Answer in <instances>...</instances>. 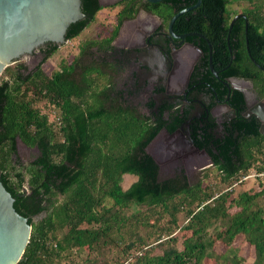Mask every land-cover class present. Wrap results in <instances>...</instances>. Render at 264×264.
Wrapping results in <instances>:
<instances>
[{"label": "trees", "instance_id": "1", "mask_svg": "<svg viewBox=\"0 0 264 264\" xmlns=\"http://www.w3.org/2000/svg\"><path fill=\"white\" fill-rule=\"evenodd\" d=\"M250 1L253 7L232 13L229 0H201L172 27L175 33H203L211 44L214 68L229 65L224 76L250 81L264 99V0ZM80 2L84 18L68 27L66 42L80 35L101 10L97 0ZM195 3L131 0L118 6L109 32L81 44L79 54L51 76L43 73L42 65L58 50L53 43L41 48V58L30 71L20 61L4 69L1 77L8 78L0 77V181L14 199V210L31 226L17 264H74L80 249L94 252L81 264H206L215 255L214 264H243L234 243L239 236L254 250L251 264H264V183L258 191L236 196L225 191L213 197L202 186L203 179L190 182L182 168L160 177L146 147L161 129L173 133L182 118L167 104L152 111V102L145 105L148 114L142 113L118 84L123 68L112 41L122 20L142 9L158 15L166 26ZM238 13L245 19L230 30L215 21L220 14L229 19ZM199 40L187 38L202 51L196 71L205 68V79L210 77L208 47ZM22 86L25 94L32 91L45 99L58 116L49 121L21 96ZM235 96L241 108L243 95ZM241 120L235 139L227 129L229 136L213 146L209 128L195 126L192 135L223 184L242 182L251 170L255 178L264 172V135L256 120ZM17 140L37 151L30 162L19 159ZM125 175L137 179L122 190ZM131 208L133 213L126 215ZM164 217L168 219L161 223ZM112 244L119 247L120 258L99 263L97 248ZM217 244L225 248L223 253H215Z\"/></svg>", "mask_w": 264, "mask_h": 264}, {"label": "flooded vegetation", "instance_id": "2", "mask_svg": "<svg viewBox=\"0 0 264 264\" xmlns=\"http://www.w3.org/2000/svg\"><path fill=\"white\" fill-rule=\"evenodd\" d=\"M97 1L98 4L108 2L119 6L131 0ZM141 13L143 17L140 18ZM236 15L243 14H233L229 19L226 14H220L215 21L219 26L226 25L230 30L237 20L245 19L244 15V18L239 17L230 28ZM172 32L176 37L171 36L168 24L165 26L158 15L142 9L131 19L122 20L112 46L117 51L115 57L123 68L118 80H121L119 87L124 90L126 98L138 104L140 111L146 114L149 112V108L145 106L148 102H152V111L155 112L164 104L171 107L182 121L169 136L174 138V141L181 140L185 145L188 140L193 142L195 126L201 129L209 128L208 132L214 136L211 140L212 146L214 141L225 140L229 136L227 129L232 131V138L235 139L238 134L237 124L242 122L241 119L247 122L256 120L259 131L260 126L264 125V99L255 91L253 84L248 80L224 76L229 65L216 69L212 64L211 70L208 64L207 72L210 77L204 79L206 69L196 71L203 56L202 51L197 44L187 41L191 36L185 35L198 34L200 37H193L199 38V42L202 40L207 45L205 35L198 31L175 33L173 27ZM181 36L185 37L180 38ZM48 46L45 44L34 51L30 60L38 56L41 58V48ZM227 46L230 49L228 42ZM78 54L79 48L74 57ZM219 92L222 96H219ZM235 92L243 95L241 108H238ZM257 115L261 116L263 121L258 120ZM207 159L210 162L209 157Z\"/></svg>", "mask_w": 264, "mask_h": 264}, {"label": "rangeland", "instance_id": "3", "mask_svg": "<svg viewBox=\"0 0 264 264\" xmlns=\"http://www.w3.org/2000/svg\"><path fill=\"white\" fill-rule=\"evenodd\" d=\"M229 1L230 3L228 9L232 13L244 11L246 8H250L255 5L252 4L253 2L250 0ZM259 2L260 0L254 1V3ZM99 5L101 6V10L97 13L94 21H92L89 26L76 38L67 41L58 47L56 53L42 65V71L46 76H51V74L58 71L62 65L68 64L76 55L77 49L81 44L109 32L115 26L116 13L119 7H115L108 2H101ZM262 8L264 10V4ZM139 16L140 18L143 17V13ZM39 60L40 57L38 56L32 61L29 57L22 59L20 62L26 65L27 71H30ZM120 83L121 80L119 79L118 84ZM24 88L25 86H22L21 96L27 101H32V106L37 108L41 114H47L49 121L52 122L54 117L58 116V110L49 104L45 99L35 97L32 91H28L25 94ZM53 127L55 128V126ZM148 151L159 160L160 177L172 176L178 168H182L184 169L190 182H196L203 179L202 186L205 187L206 191L213 195V197L225 191H231L233 196H236L238 193L243 191H258L260 189V184L264 183V172L261 173L259 177L255 178L256 173L252 170L248 172L247 178L243 179L244 177H241V179H243L242 182H238L237 180L233 181L231 184L221 183L216 169L210 166L211 164L208 163L209 161L205 156L200 153H195L194 150L183 144L181 140L174 141V138L169 137V135L165 133H161L159 135V137L151 144ZM17 155L23 163H28L35 158L37 151L34 148H28L18 141ZM205 175L207 177H205ZM130 176L132 175L123 176L120 184L122 190H125L131 183V180L128 181V179H130L128 177ZM132 210L133 208L125 210L126 215L132 214ZM230 211H233V209ZM179 215V221L180 224H182L184 222V217L182 214ZM167 219L168 217H164L161 223H166ZM60 236L61 234L59 233L58 238ZM124 243L125 242H121L119 246L122 247ZM234 243L238 254L242 256L241 259L243 260V264H251L255 257L253 248L248 247L241 236L237 237ZM214 250L216 254L223 253L225 248L221 244H217ZM136 252L137 250H134V253ZM95 253H97L99 263L113 262L114 260L120 258L121 255L119 247H116L114 244L111 246L101 245L100 248H97ZM93 255V251L80 249L76 258L73 259V263L81 264L85 259L90 258ZM216 259L217 255L213 256V258L206 264H214Z\"/></svg>", "mask_w": 264, "mask_h": 264}, {"label": "water", "instance_id": "4", "mask_svg": "<svg viewBox=\"0 0 264 264\" xmlns=\"http://www.w3.org/2000/svg\"><path fill=\"white\" fill-rule=\"evenodd\" d=\"M145 1L158 3L162 0ZM200 1L196 0L194 5L177 12L171 18L168 23V31L172 37H176L172 32L175 20L196 8ZM239 17H243V15H236L230 28ZM83 18L80 0H0V76L6 67L24 58H29L34 51L45 44L53 43L60 47L66 43L65 36L68 27ZM185 36L199 35L186 34ZM201 38L203 37L201 36ZM206 42L209 52L208 64L212 70L211 46L208 41ZM256 118L263 121L259 115ZM161 133L170 135L165 129H161L147 145L148 153L149 147ZM259 133L264 134V125L260 126ZM186 146L194 150L195 153H200L208 158L207 153L195 146L191 140H188ZM149 154L159 166L157 157ZM208 163L210 164V162ZM13 202L14 199L0 181V264H17L30 239L31 226L27 223V218L14 210ZM36 219L33 217V220Z\"/></svg>", "mask_w": 264, "mask_h": 264}, {"label": "crops", "instance_id": "5", "mask_svg": "<svg viewBox=\"0 0 264 264\" xmlns=\"http://www.w3.org/2000/svg\"><path fill=\"white\" fill-rule=\"evenodd\" d=\"M128 178H130V179H128V181L131 180V183L127 186V188H128L133 182H135L136 179H137V178H136L135 176H133V175L130 176V177H128ZM132 179H133V180H132ZM127 188H126V189H127ZM126 189H125V190H126Z\"/></svg>", "mask_w": 264, "mask_h": 264}]
</instances>
